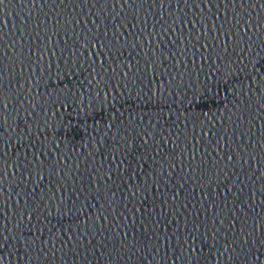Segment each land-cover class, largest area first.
<instances>
[{
	"label": "water",
	"instance_id": "1",
	"mask_svg": "<svg viewBox=\"0 0 264 264\" xmlns=\"http://www.w3.org/2000/svg\"><path fill=\"white\" fill-rule=\"evenodd\" d=\"M0 264H264V0H0Z\"/></svg>",
	"mask_w": 264,
	"mask_h": 264
}]
</instances>
